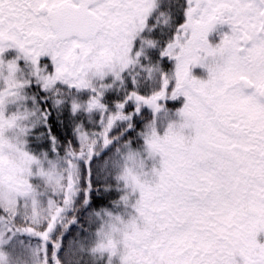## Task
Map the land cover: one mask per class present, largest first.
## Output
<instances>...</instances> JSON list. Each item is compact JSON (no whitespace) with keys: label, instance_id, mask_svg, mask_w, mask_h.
Listing matches in <instances>:
<instances>
[{"label":"snow or ice","instance_id":"1","mask_svg":"<svg viewBox=\"0 0 264 264\" xmlns=\"http://www.w3.org/2000/svg\"><path fill=\"white\" fill-rule=\"evenodd\" d=\"M0 264H264V0H0Z\"/></svg>","mask_w":264,"mask_h":264}]
</instances>
